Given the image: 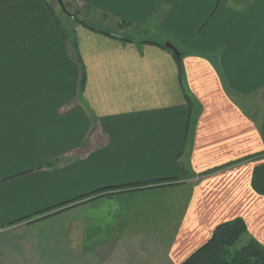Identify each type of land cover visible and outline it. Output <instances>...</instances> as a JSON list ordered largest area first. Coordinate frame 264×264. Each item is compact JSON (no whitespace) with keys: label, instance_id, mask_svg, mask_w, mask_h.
Listing matches in <instances>:
<instances>
[{"label":"crops","instance_id":"obj_1","mask_svg":"<svg viewBox=\"0 0 264 264\" xmlns=\"http://www.w3.org/2000/svg\"><path fill=\"white\" fill-rule=\"evenodd\" d=\"M73 2L0 0V264H182L239 217L264 247L234 164L264 152V0ZM157 184L189 190L168 246Z\"/></svg>","mask_w":264,"mask_h":264},{"label":"trees","instance_id":"obj_2","mask_svg":"<svg viewBox=\"0 0 264 264\" xmlns=\"http://www.w3.org/2000/svg\"><path fill=\"white\" fill-rule=\"evenodd\" d=\"M66 13L69 14L67 11ZM84 25L95 30L87 24ZM101 33L116 37L112 33ZM161 47L167 49L166 46ZM178 61H180V58H178ZM84 84L85 76L83 75L82 89ZM263 159L264 152L244 158L234 164L261 161ZM177 185L179 184H157L158 187L163 189ZM252 187L257 194L264 196V164L254 169ZM182 264H264V247L249 236L246 222L239 217L219 224L211 239Z\"/></svg>","mask_w":264,"mask_h":264},{"label":"rangeland","instance_id":"obj_3","mask_svg":"<svg viewBox=\"0 0 264 264\" xmlns=\"http://www.w3.org/2000/svg\"><path fill=\"white\" fill-rule=\"evenodd\" d=\"M49 2L55 8H57L58 13H60L62 6L59 4V2L57 0H49ZM62 3L67 12H70L72 14H76L78 12L77 11L78 7H76L77 5L76 3L73 2V0H62ZM73 19L75 23H77L81 19H83V15L81 14L73 15ZM249 162L254 163V165L258 167L264 164V159L261 161L257 160V161H249ZM175 189H161V192H159L158 190L151 191V192H158L159 195L161 193L160 195L161 202L160 205L156 206L155 208V215L159 214V218H160L162 246L164 245L168 246V244H170V242L173 240L172 237L174 233L173 224L176 223L177 227H179V224L181 223L182 216L185 211L187 197L189 195V190L184 187L181 188L179 187L176 190ZM158 194L155 195L159 196ZM158 208H160V213L156 212V209ZM165 234L167 236H165ZM164 253H165L164 251L160 253L162 261L164 260Z\"/></svg>","mask_w":264,"mask_h":264},{"label":"water","instance_id":"obj_4","mask_svg":"<svg viewBox=\"0 0 264 264\" xmlns=\"http://www.w3.org/2000/svg\"><path fill=\"white\" fill-rule=\"evenodd\" d=\"M59 4L62 6V9L66 12V9L63 6L62 0H58ZM167 48H169L170 50H172L174 52V54L179 58L180 57V52L174 48L171 44H167L166 45Z\"/></svg>","mask_w":264,"mask_h":264},{"label":"flooded vegetation","instance_id":"obj_5","mask_svg":"<svg viewBox=\"0 0 264 264\" xmlns=\"http://www.w3.org/2000/svg\"><path fill=\"white\" fill-rule=\"evenodd\" d=\"M58 1V0H57Z\"/></svg>","mask_w":264,"mask_h":264}]
</instances>
